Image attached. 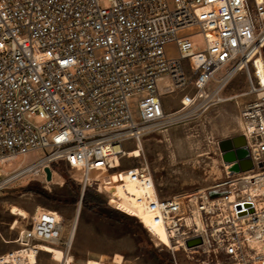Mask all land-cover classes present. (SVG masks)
Here are the masks:
<instances>
[{
	"label": "built area",
	"instance_id": "1",
	"mask_svg": "<svg viewBox=\"0 0 264 264\" xmlns=\"http://www.w3.org/2000/svg\"><path fill=\"white\" fill-rule=\"evenodd\" d=\"M196 33L203 46L192 41ZM259 59L264 61V0H0V165L40 153L10 172L0 168V192L28 174L47 181L45 168L54 175L60 163L76 169L86 188L93 173L121 166L125 155L118 147L140 148L144 137L233 99L223 90L246 71L242 125L229 139L244 142L233 143L227 161L219 147V183L161 196L147 166L124 167L120 179L126 176L144 191L146 209L190 260L264 264ZM73 235V227L64 235L59 217L38 218L14 242L66 252ZM0 264L30 263L15 249L0 252Z\"/></svg>",
	"mask_w": 264,
	"mask_h": 264
},
{
	"label": "rangeland",
	"instance_id": "2",
	"mask_svg": "<svg viewBox=\"0 0 264 264\" xmlns=\"http://www.w3.org/2000/svg\"><path fill=\"white\" fill-rule=\"evenodd\" d=\"M191 39L198 46L204 44L202 33ZM226 72L223 69L218 77ZM248 85L246 71H239L223 90L224 97L233 99L174 125L164 134L144 137L141 156H125L119 168L93 173L86 188L79 172L65 163L58 164L52 181L33 174L15 180L0 192V252L18 248L14 242L18 232L30 227L35 219L59 217L65 236L75 226L71 245L62 256L71 255L80 264H199L182 249L162 243L163 223L154 214L143 216L137 196L124 188L120 171L127 166H147L161 196L187 195L219 183L223 179L219 142L239 134L240 108L248 98L244 95ZM33 120L41 122L37 117ZM206 151L209 154L198 155ZM39 155H20L0 168L10 172ZM84 195L96 206L85 204ZM13 206L18 210L11 212ZM20 210L27 213L26 217L18 213ZM39 248L37 264H62L51 258L53 245L40 243ZM116 254L122 256L121 262L114 261Z\"/></svg>",
	"mask_w": 264,
	"mask_h": 264
},
{
	"label": "bare ground",
	"instance_id": "3",
	"mask_svg": "<svg viewBox=\"0 0 264 264\" xmlns=\"http://www.w3.org/2000/svg\"><path fill=\"white\" fill-rule=\"evenodd\" d=\"M258 71L261 75V78L264 79V61H262V59H259L258 60ZM242 125V121L240 119L239 121ZM226 140V139H225ZM224 141V140H222ZM220 141L219 142V145L220 143L222 142ZM243 139L240 138V139H237L234 141L231 140V143H235V144H238V145H241L243 143ZM231 143L229 142L227 145H231ZM118 150H122V152H124V155L125 156H129V157H139L141 156V153H140V149L139 148H135V149H132V150H128V151H125L124 149H122L121 147H118ZM206 154H209V152H202V153H199L198 155L199 156H204ZM110 162L114 165V167L118 166L119 165V162L120 160L116 157V156H111L110 157ZM122 181V184L124 186V188L130 192L131 194H134L137 196V200H138V203L140 204L141 208H142V214L143 216H148V215H152L153 213L149 212L147 209H146V194L144 193V191L134 182H131L127 179V177L125 176L124 177V180H121ZM18 208L13 206L11 208V212H14V211H17ZM20 215L26 217L27 213L24 211V210H20V212H18ZM41 219H54V218H41ZM74 227L73 226V231H74ZM154 235H155V232H154ZM158 235V234H157ZM161 237H159L160 239ZM163 242L162 243H165L164 241L168 242V243H171L170 241V238L167 234V231L163 225ZM161 240V239H160ZM156 243L158 244V240H155ZM40 244L39 246L35 247V248H38L39 251H37L34 247L32 246H26V247H18L16 248V250H18L19 254L23 255L24 257L27 258L28 262L30 264H37V261H38V255H39V252H40ZM174 250H178V247H172ZM53 251L51 253V258L52 260H55V261H59L61 262L62 264H80L78 262H76L73 257L71 255H67L66 258H64L62 256L63 253H65L60 247H57V246H54L53 245ZM122 260V256L120 254H116L115 258H114V261L115 262H121ZM121 264V263H120Z\"/></svg>",
	"mask_w": 264,
	"mask_h": 264
},
{
	"label": "water",
	"instance_id": "4",
	"mask_svg": "<svg viewBox=\"0 0 264 264\" xmlns=\"http://www.w3.org/2000/svg\"><path fill=\"white\" fill-rule=\"evenodd\" d=\"M237 139H240V137H238ZM231 143V140H224V141H222L221 143H220V145H219V147H220V149L222 150V151H224V152H226L225 154H224V160L225 161H227V160H229L231 157H232V155L230 154V153H227V150L228 149H230V148H232V143H231V145H227L228 143ZM45 172H46V179H47V181H52V179H53V174H52V171H51V169L49 168V167H47V168H45Z\"/></svg>",
	"mask_w": 264,
	"mask_h": 264
},
{
	"label": "trees",
	"instance_id": "5",
	"mask_svg": "<svg viewBox=\"0 0 264 264\" xmlns=\"http://www.w3.org/2000/svg\"><path fill=\"white\" fill-rule=\"evenodd\" d=\"M54 168H55V169L59 168V165H58V164H57V165H55V166H54ZM83 201H84V203H85V204H88V203H90V204H94L93 206H96V203H95V202H93V201H91V199H90V198L88 199V198H87V195H84ZM111 213H113V214H114V213H116V212H115V211H113V210H111ZM117 214H118V213H117Z\"/></svg>",
	"mask_w": 264,
	"mask_h": 264
}]
</instances>
